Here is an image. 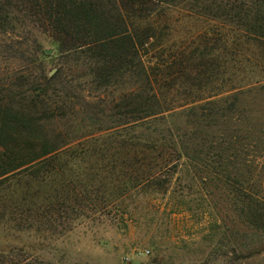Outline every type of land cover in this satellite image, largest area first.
Listing matches in <instances>:
<instances>
[{"label": "trees", "instance_id": "trees-1", "mask_svg": "<svg viewBox=\"0 0 264 264\" xmlns=\"http://www.w3.org/2000/svg\"><path fill=\"white\" fill-rule=\"evenodd\" d=\"M0 37L31 67L0 86V236L64 237L199 180L223 254H264V125L243 103L264 94V0H0ZM0 264L46 263L24 244Z\"/></svg>", "mask_w": 264, "mask_h": 264}, {"label": "rangeland", "instance_id": "rangeland-1", "mask_svg": "<svg viewBox=\"0 0 264 264\" xmlns=\"http://www.w3.org/2000/svg\"><path fill=\"white\" fill-rule=\"evenodd\" d=\"M25 23L31 31L26 35L30 39L37 38L48 52H52V48L45 45L49 39L43 30L29 21ZM184 26L187 29L191 27ZM3 41H8V38L0 37V42ZM22 41L23 45L17 46L30 49V43L25 39ZM4 55L0 49V86L12 84L15 80L11 73H20L18 70L23 65H26V71L31 69L25 62L7 59V54ZM52 68L54 66L48 65V69ZM53 71H56L55 68ZM243 103L253 109L252 122L264 125V94L246 97ZM177 116L174 122L181 124L182 119ZM262 142L261 148L264 147V136ZM259 155L260 152L258 158H252L258 166L264 162V154ZM258 173L256 169L255 175ZM261 173L264 178V169ZM195 185L197 187L191 193H186L178 201L182 204L173 200L171 194L145 192L118 203L101 218L95 216L94 220L64 237L32 230L25 231L15 241L10 237L4 238L2 234L0 247L32 244L39 259L46 264H264V254L235 262L230 260L231 255L223 254L225 248L221 245H230L231 235L224 230L213 235L217 223L215 213L211 212V203L204 194L203 184L197 180ZM216 199L219 201L220 197Z\"/></svg>", "mask_w": 264, "mask_h": 264}, {"label": "water", "instance_id": "water-1", "mask_svg": "<svg viewBox=\"0 0 264 264\" xmlns=\"http://www.w3.org/2000/svg\"><path fill=\"white\" fill-rule=\"evenodd\" d=\"M53 73H54V71H52L50 75H52ZM152 264H155V263H152Z\"/></svg>", "mask_w": 264, "mask_h": 264}]
</instances>
